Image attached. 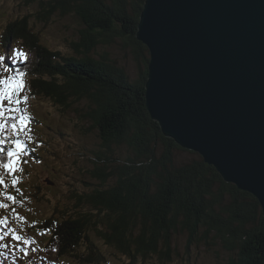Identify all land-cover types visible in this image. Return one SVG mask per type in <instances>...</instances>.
<instances>
[{"label":"trees","instance_id":"trees-1","mask_svg":"<svg viewBox=\"0 0 264 264\" xmlns=\"http://www.w3.org/2000/svg\"><path fill=\"white\" fill-rule=\"evenodd\" d=\"M144 3L145 0L38 2L39 16L45 21L74 12L94 25L101 43L116 46L123 55L131 56L134 80L129 67L126 70L115 62L104 63L105 59L95 51L94 39L74 41L72 54L67 56L42 46L37 34L31 32L29 38L26 20L14 21L7 30L4 52L19 39L35 52L30 82L37 94L50 97L65 111L85 96L94 106L76 109L74 122L95 129L107 151L126 144L135 156L123 165L120 158L116 164L107 151H92L96 153L91 157L100 174L96 177L101 180L100 187L110 179H115V183L110 180L111 184L102 189L97 179L93 183L89 178L82 181L84 193L68 192L66 198L73 203L65 212L57 242L60 240V247L67 248L79 262L82 251L87 262L96 256L99 260L104 258L94 237L106 248L126 254L128 262L124 264H135L138 256L142 261L154 258L158 264H168L174 239L185 235L189 246L200 245L209 239L208 233L215 231L216 238L227 242V247L221 245L222 249L234 252L227 264H264V216L257 199L224 182L200 155L165 137L146 110L149 51L135 37ZM5 58L16 66L18 60L13 56ZM101 92L108 93L103 95L109 97L107 106L101 100ZM125 123L128 129L123 127ZM37 160L31 157L29 162ZM223 198L227 202L222 206ZM50 226L54 235L58 226Z\"/></svg>","mask_w":264,"mask_h":264},{"label":"water","instance_id":"water-1","mask_svg":"<svg viewBox=\"0 0 264 264\" xmlns=\"http://www.w3.org/2000/svg\"><path fill=\"white\" fill-rule=\"evenodd\" d=\"M145 105L264 216V0H145Z\"/></svg>","mask_w":264,"mask_h":264},{"label":"rangeland","instance_id":"rangeland-1","mask_svg":"<svg viewBox=\"0 0 264 264\" xmlns=\"http://www.w3.org/2000/svg\"><path fill=\"white\" fill-rule=\"evenodd\" d=\"M52 1L0 0V54L4 50L7 30L14 25V21L26 20L25 26L28 29L27 35L29 38L31 32L37 34L42 46L51 51H59L63 55L71 56L72 51L70 48L74 41L82 42L88 38L96 40L95 51L97 55L105 59L104 63L115 62L116 65L124 66L126 70L129 67L130 75L134 80L133 77L136 73L131 56L129 54L123 55L116 46L101 43L95 35L94 25L92 26L87 21H83L78 14L72 12V15H67L64 18L54 16L49 22L43 20L39 16L41 10L38 8V2L49 3ZM9 46L12 48V52L9 54L15 59L21 53L23 54L21 57L30 53L31 59L22 66L20 73H24V75L21 77L16 73L18 71L17 65L20 63L19 59L16 66H14L4 57V60L11 64L10 67L6 66L8 73H11L9 77L21 80L24 84L23 88L12 97L11 103L6 100L0 103V111L3 113L0 116V123L5 125L4 131L0 132V141L9 134L21 133L23 136L28 135L29 131L25 129L29 122L26 119H24L23 126L20 120L19 128L15 132H11L10 124L6 123V116L14 115L16 111H22L28 117L36 115L42 121V124L39 123L36 131L32 134L35 138L26 143L27 146L24 150L17 152L16 146L1 145L4 151L9 150L8 152H14L17 155L14 157L8 156V160L0 164L3 168L4 165L15 161L14 171H9L7 168L0 169V179L3 180V184H0V205H3V207H0V264L127 263L128 257L126 254L122 256V254L106 248L101 241L94 237L92 238L95 240V244L104 252V258L99 260L96 256L91 262H87V256L83 251L80 256L81 262H79L69 254L67 248L60 247V240L57 242L60 236L59 230L62 228L60 225L65 223V212L67 213L70 209L68 207L73 203L69 198H66V195L68 192L72 193V190L75 191V194L84 193L82 181L90 178V181L96 182L94 179H97L96 177L100 174L97 173L92 163L94 157L91 156L96 154L92 151L98 149L102 152L107 151V149L102 146L95 129L93 130L88 124L75 123L73 120L76 109H88L90 106H94L93 103L85 96H80V103L69 107V110L65 111L50 97L37 94L30 82L36 62L35 52L26 47L21 39L17 42L12 41ZM15 73L16 75H14ZM148 76L149 74H147L146 82ZM3 88L4 85L1 84L0 90H3ZM93 93H95V89H92L91 94L93 95ZM105 94L108 93L101 92V100L107 106L109 97L103 96ZM123 127L129 128L126 123ZM86 130H89V132H86ZM40 143L45 146L38 147ZM25 151L36 157H41V160L32 169L27 168L30 171L29 173L19 172V169L24 168V162L21 158L24 156ZM107 152L110 154V158L116 160V164H118L117 158H120V164L123 165H127L130 158H135L126 144H121L117 148L111 147L110 151ZM28 157L29 155L26 160ZM93 169L94 171L91 172ZM110 180L115 183V179ZM110 180L103 187H100L101 180L97 179L98 187L104 189L106 185L111 184ZM226 183L235 186L233 183ZM213 192L215 191L213 190ZM34 195H38L37 198ZM9 196L13 199L8 200L7 197ZM225 198H223L222 206L226 205L227 200ZM64 209L65 211L61 214ZM50 224L58 226V230L54 235L51 234ZM13 236H18L20 239H13ZM199 236L200 238L203 236L201 231H199ZM187 238V236L181 235L171 243L174 252L168 264H227L230 257L234 255L233 251L222 249L221 245L227 247V242L225 241V244L222 241V243L220 238H216L215 231L208 233L209 239L206 243H203L206 245L193 244L189 246ZM211 244L213 246H207ZM82 249H85L83 245ZM135 264L158 263L154 258L142 261L141 256H138Z\"/></svg>","mask_w":264,"mask_h":264},{"label":"snow or ice","instance_id":"snow-or-ice-1","mask_svg":"<svg viewBox=\"0 0 264 264\" xmlns=\"http://www.w3.org/2000/svg\"><path fill=\"white\" fill-rule=\"evenodd\" d=\"M21 56L23 55L22 53L20 54ZM0 60H2V57H0ZM7 71V69H6ZM21 77H23L24 73H20L19 74ZM0 84L4 85L3 90H0V103H2L3 101H8L9 103L12 102V97L18 93L22 88H23V83L21 80H15L11 77H9L7 80H0ZM18 103V101H17ZM3 113L2 111H0V116H2ZM24 123V118H21V125L23 126ZM16 125L13 124L12 128L16 129ZM5 128V125L0 123V132H3ZM16 148H17V152L22 151L21 145L19 144V142L17 141L16 143ZM17 153L14 152H9L8 156L9 157H14L16 156ZM3 167L9 169V171H14L15 170V161L10 162L7 165H4ZM13 183H15V181H13ZM0 184H3V180L0 179ZM8 200H12L13 198L11 196L7 197ZM0 207H3V205H0ZM13 239L19 240L20 238L18 236H13Z\"/></svg>","mask_w":264,"mask_h":264},{"label":"bare ground","instance_id":"bare-ground-1","mask_svg":"<svg viewBox=\"0 0 264 264\" xmlns=\"http://www.w3.org/2000/svg\"><path fill=\"white\" fill-rule=\"evenodd\" d=\"M141 15V14H140ZM139 20H140V17H139ZM140 23V22H139ZM139 23H138V25H139ZM137 30H138V26H137ZM136 39H137V37H136ZM138 40V39H137ZM139 42H141L140 40H138ZM142 43V42H141ZM15 55H17V54H15ZM17 57V56H16ZM18 59H20V57H17V59L16 60H18ZM13 174V173H12ZM32 262V261H31Z\"/></svg>","mask_w":264,"mask_h":264}]
</instances>
